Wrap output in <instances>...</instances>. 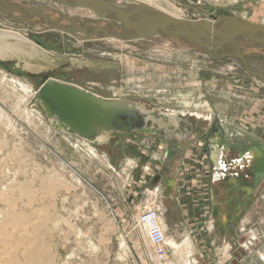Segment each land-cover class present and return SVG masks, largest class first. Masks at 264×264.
Segmentation results:
<instances>
[{"label":"rangeland","instance_id":"374dc122","mask_svg":"<svg viewBox=\"0 0 264 264\" xmlns=\"http://www.w3.org/2000/svg\"><path fill=\"white\" fill-rule=\"evenodd\" d=\"M14 1L1 3L0 28L19 31L48 58H36L34 71L41 70L27 72L0 48L6 115L0 120V190L13 184L9 197L0 198V264L36 245L42 264H163L139 222L160 205L170 234L190 238L194 264H264V82L240 59L215 58L180 33L99 38L92 28L127 32L87 8ZM105 1L119 8L148 2ZM162 1L172 2L180 18L234 17L264 25V0ZM48 17L72 30L51 28ZM243 44L250 69L264 76V49ZM49 78L105 99L142 102L148 112L133 117V130L114 132L104 143L83 139L52 121L55 113L40 94ZM169 110L185 116H169ZM211 139L221 149L217 162ZM10 201L20 213L34 211L26 231L4 221ZM223 228L225 255L219 249Z\"/></svg>","mask_w":264,"mask_h":264},{"label":"water","instance_id":"95a60500","mask_svg":"<svg viewBox=\"0 0 264 264\" xmlns=\"http://www.w3.org/2000/svg\"><path fill=\"white\" fill-rule=\"evenodd\" d=\"M8 0H0L1 3ZM17 1V0H16ZM64 3L71 7H82L92 10V12L100 18L111 22L120 23L122 28L126 30V35L117 33L113 28L95 27L99 38L112 37L120 40H132L144 38L152 35H171L180 33L185 38L198 43L206 52H209L215 58H238L240 59L247 72L257 76L264 82V76L250 69L248 63V54L243 50V43L254 40L258 43L259 48L264 49V25L247 21L243 18H218L213 19H186L172 16L149 4H129L123 8L114 6L112 3L105 0H55ZM51 28H57L63 31H71V28L56 26L51 19ZM92 36L94 32L84 31ZM253 41H251L252 43ZM248 44V43H247ZM246 44V45H247ZM261 54V53H260ZM67 83L56 78H49L40 88V94L43 99L49 104L50 110L55 115L52 121L56 124L65 125L68 130L73 131L76 135L83 139L95 137L99 140L102 134L127 133L133 130L132 121L135 115L141 116L142 113L148 112L137 107L138 103L130 100L122 101H105L97 96L83 92L78 88L79 92L84 95L85 99H95L101 103L99 110H103L104 106L119 107L123 102L126 105L136 104V107L131 108L130 112H118L111 115H106L103 112H96L88 103L77 104L69 99L67 92ZM68 85V84H67ZM143 105L147 107L144 103ZM87 109L83 116L80 113L73 112L72 109ZM154 117V116H153ZM154 120L152 116L149 117ZM156 121V120H154ZM162 126L176 129V124L170 121L168 124L164 120L158 121ZM90 125H93L90 127ZM104 126L106 128H104ZM212 150V160L216 161L219 157L221 149L216 144V141H209ZM217 162V161H216Z\"/></svg>","mask_w":264,"mask_h":264},{"label":"bare ground","instance_id":"6f19581e","mask_svg":"<svg viewBox=\"0 0 264 264\" xmlns=\"http://www.w3.org/2000/svg\"><path fill=\"white\" fill-rule=\"evenodd\" d=\"M14 2H16V1H14ZM148 2L147 3L144 2L143 4H149V5L154 4V7H156V8L158 7V9H160V10H162V11H164V12H166L172 16L178 17L177 16L178 14L176 13L177 7L172 2L162 1V0H148ZM130 3L139 4V3H136L135 1H130ZM157 3L158 4L161 3V5H164L166 7V9L163 7H159L157 5ZM89 11L92 12V10H90V9H89ZM177 11H179V10H177ZM171 37L172 36H170V38ZM251 41H253V42L251 43ZM251 41L247 42L248 44L246 46V49H248V50L249 49L250 50L256 49L257 50L258 43H254V40H251ZM37 46H38V44H35V42L31 41L29 38L24 36L19 31L0 28V48H1V50L5 49L7 52V55H10L9 57H6V58L17 59L18 65L23 67L24 71L33 72V73L39 72L41 69L39 71H34L35 68H37V64H38V62L35 61L36 58H40V57L41 58H45V57L48 58V55L45 54V51H44L45 49L40 50V48ZM187 46H189V45H187ZM16 49L21 50L20 58H17V57H19V53L15 51ZM12 55H14V56L11 57ZM62 82H66L68 84V85L66 84L65 86L68 88L67 92H69L71 94V95H69L70 100L76 102L77 104H81V103L87 104L88 103L89 105L92 106L93 110L98 112V113L103 112L106 115H111V114H115L118 112H130L131 108L136 107V104H129L128 103V105H126L125 102H123L119 107L108 105V106H104L103 110H99V108H100L99 106H101V103L97 101L98 99L97 100L85 99L84 95H82L79 92L78 88L81 89L83 92H87L90 95L97 96L99 99H102L105 101H122L123 99H117V100L105 99L96 93L90 92L89 90L85 89L84 87H82L79 84H76L73 82H68V81H62ZM130 101H133V100H130ZM137 107L141 110H147V107H145L142 102L138 103ZM72 111L80 113L83 116V113H86L87 109L73 108ZM168 113H169V116H174V117L185 116V112H183V111L169 110ZM5 117H6L5 113L2 112V110L0 109V120L4 121ZM152 118H154V120H156L155 117L152 116ZM9 123H11V120L9 121ZM143 124H145V122ZM92 126L93 125H90V127H92ZM104 128H106V127L104 126ZM63 131H65V129ZM111 136H112V134H102L101 137H99V140H97V142L99 144L104 143L105 141L104 142H102V141L104 139L109 140L111 138ZM9 185H13L12 182L10 184H8V186ZM8 186L5 187V189H4L5 191L0 190V196H1L0 198L9 197V195H10L9 190H7ZM26 189H27V192L24 191L26 196H28V198H30V200H33L35 198L34 197L35 195L32 193V191L29 188H25L24 190H26ZM10 190H11V188H10ZM12 207H14V203H13V201H10L8 204H6L5 208L3 209V214L5 213V215H6L4 221H6V222L14 221L16 223L15 229H17L19 231H26L28 223L31 222L30 218L34 214V211H33V214H31V213H20L16 210L12 209ZM8 210H9V212H8ZM6 211H7V213H6ZM45 214H46V216L51 215L47 211L45 212ZM32 218H31V220H32ZM164 219H165V217L164 218L162 217V221H161V217H160V222H161L162 227L165 231V234L167 235V237H166V245H167V249H168L167 261L164 262L163 260H160V258L158 256H157V258L162 263L164 262L167 264H190V259H191L190 255L192 254V251L188 247V238L184 241L177 240L173 235L170 234L169 229H168L169 226L166 224ZM55 224H56V226L58 225L57 223H55ZM144 229H145V227H144ZM145 232H146V230H145ZM18 245L19 244L15 241V246H16L15 251L18 250V248H19ZM25 247L26 246H23L24 251H26L24 249ZM41 252H42L41 246L36 245L35 247L29 248V250L27 252L10 253L11 255L9 257L5 258L4 264H42ZM21 255H24V256L20 257ZM0 261H2L1 255H0Z\"/></svg>","mask_w":264,"mask_h":264},{"label":"built area","instance_id":"2783aa9c","mask_svg":"<svg viewBox=\"0 0 264 264\" xmlns=\"http://www.w3.org/2000/svg\"><path fill=\"white\" fill-rule=\"evenodd\" d=\"M139 222L145 227L147 238L155 256L166 262L168 250L166 234L160 222V210L157 207L148 208L140 215Z\"/></svg>","mask_w":264,"mask_h":264},{"label":"crops","instance_id":"0c3cea01","mask_svg":"<svg viewBox=\"0 0 264 264\" xmlns=\"http://www.w3.org/2000/svg\"><path fill=\"white\" fill-rule=\"evenodd\" d=\"M227 121H228V119H226ZM229 122L228 123H226V124H224V122H223V125L226 127V126H229ZM225 134V133H224ZM225 138V137H224ZM226 152H227V150H224V153L226 154ZM225 154H224V156H225ZM161 208V209H160ZM159 209H160V217H161V221H162V217H163V215H162V212H163V208L161 207V205L159 206ZM203 211V210H202ZM193 213V212H192ZM192 213H190L191 215L190 216H193V215H195V214H192ZM204 213V212H203ZM165 220V222H166V224H167V221H166V219H164ZM168 225V224H167ZM245 227L246 226H241L240 228H241V230L243 231V230H245ZM168 229H169V227H168ZM208 230L209 231H213V226H212V224H209L208 225ZM225 228H223V231H222V239L220 240V241H222V244L219 246V249H221L222 248V253L225 255V248H226V242H225ZM166 237H167V235H166ZM175 237V236H174ZM187 239V238H186ZM185 239V240H186ZM188 247L190 248V250L192 251V256L190 255V264H194V261L193 260H195V259H193V252H194V249L192 248V243H191V241H190V238L188 237ZM221 253V254H222ZM224 258H226L225 256H221L220 257V260L218 259V261H221V260H223ZM261 260H263L264 261V254L261 256ZM222 262V261H221Z\"/></svg>","mask_w":264,"mask_h":264},{"label":"flooded vegetation","instance_id":"af4514ba","mask_svg":"<svg viewBox=\"0 0 264 264\" xmlns=\"http://www.w3.org/2000/svg\"><path fill=\"white\" fill-rule=\"evenodd\" d=\"M162 128V127H161ZM171 128V127H170ZM177 137H178V139L181 141V139H180V137L177 135ZM176 137V138H177ZM182 141H184V139H182ZM179 148V147H178ZM182 147L180 146V149H181Z\"/></svg>","mask_w":264,"mask_h":264}]
</instances>
